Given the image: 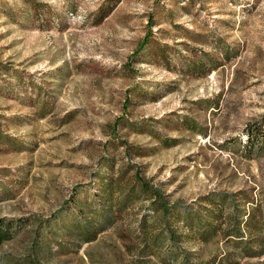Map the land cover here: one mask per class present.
Listing matches in <instances>:
<instances>
[{
	"label": "rangeland",
	"instance_id": "1",
	"mask_svg": "<svg viewBox=\"0 0 264 264\" xmlns=\"http://www.w3.org/2000/svg\"><path fill=\"white\" fill-rule=\"evenodd\" d=\"M262 122L264 0H0V264H86L53 231L98 172L179 201L264 189Z\"/></svg>",
	"mask_w": 264,
	"mask_h": 264
},
{
	"label": "trees",
	"instance_id": "2",
	"mask_svg": "<svg viewBox=\"0 0 264 264\" xmlns=\"http://www.w3.org/2000/svg\"><path fill=\"white\" fill-rule=\"evenodd\" d=\"M246 133L249 153L264 151V122ZM130 168L98 172V188L75 197L77 209L56 224L55 234L84 248L86 264H239L235 259L264 254V189L179 201ZM14 235L15 222L0 218V248ZM222 242L234 249L222 253Z\"/></svg>",
	"mask_w": 264,
	"mask_h": 264
}]
</instances>
